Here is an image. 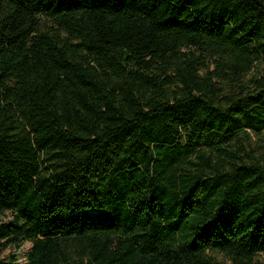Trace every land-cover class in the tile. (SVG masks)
I'll return each mask as SVG.
<instances>
[{
	"label": "trees",
	"instance_id": "trees-1",
	"mask_svg": "<svg viewBox=\"0 0 264 264\" xmlns=\"http://www.w3.org/2000/svg\"><path fill=\"white\" fill-rule=\"evenodd\" d=\"M27 242L0 264H261L264 0H0V255Z\"/></svg>",
	"mask_w": 264,
	"mask_h": 264
},
{
	"label": "rangeland",
	"instance_id": "rangeland-1",
	"mask_svg": "<svg viewBox=\"0 0 264 264\" xmlns=\"http://www.w3.org/2000/svg\"><path fill=\"white\" fill-rule=\"evenodd\" d=\"M46 26L49 29H54V23L51 22L50 20L47 21ZM11 217H12V215H10L9 213H5L1 217V219L7 220V219H10ZM30 245L31 244L29 242H27V243H25L24 246H22L21 249H18V250H17V248H15L13 246H9L3 251V253L0 255V258L7 257V256L11 255L12 253H18L20 260L23 261L24 255L27 252V250L29 249ZM257 258L261 264H264V254L259 255Z\"/></svg>",
	"mask_w": 264,
	"mask_h": 264
}]
</instances>
